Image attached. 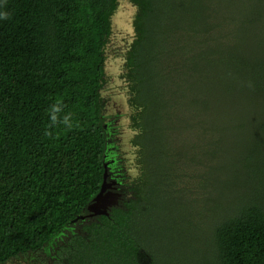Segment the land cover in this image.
I'll list each match as a JSON object with an SVG mask.
<instances>
[{"label":"trees","instance_id":"1","mask_svg":"<svg viewBox=\"0 0 264 264\" xmlns=\"http://www.w3.org/2000/svg\"><path fill=\"white\" fill-rule=\"evenodd\" d=\"M122 2L142 165L94 215L116 174L104 17ZM4 12L0 264H179L160 249L180 225L199 232L193 264H264V0H0Z\"/></svg>","mask_w":264,"mask_h":264},{"label":"rangeland","instance_id":"2","mask_svg":"<svg viewBox=\"0 0 264 264\" xmlns=\"http://www.w3.org/2000/svg\"><path fill=\"white\" fill-rule=\"evenodd\" d=\"M133 8L134 7L129 6L128 3L122 2L118 9L116 8L113 12L104 17L108 27L105 39L109 38L111 43L108 50V57L105 61L107 87L104 96L107 100V107L111 119L109 123V132L114 135V138L118 141V145L114 144L112 146L113 150L110 153L111 157H113L111 165L112 173H116L113 176L114 182L116 183L132 181L137 176L139 177L140 173L138 175V171L142 165L141 156L139 154L140 147L135 143V138L137 134H139L137 129L139 117H137L136 107L131 102L132 98L130 96V91L132 92V89L127 79L123 58V53L128 50L130 46L129 40L133 34V21L136 18L135 8ZM227 15L230 14L227 12ZM212 20L215 23L222 21L223 25L227 23V21L223 23L224 20L217 13L213 15ZM237 20L240 21L239 16L236 17V21ZM202 26L204 27L206 24L203 23ZM262 27L263 26L259 24L255 28L260 29ZM226 34H228V31ZM232 39H236V35ZM123 169L126 175L122 172ZM110 185L113 187V183ZM112 187L106 192L109 191L113 193V190L111 191ZM113 195L116 194L113 193ZM116 198H118L117 195ZM99 211L104 213L105 210L104 208H100ZM172 212L176 213L174 211ZM173 233L176 234L175 239L171 244L162 246L160 254L176 251L179 253V256H170L171 260L175 263H201L199 258H201L200 255L204 253V250H189L188 247L192 239L195 238L199 232H195V230L190 229L188 226L180 225L178 228L173 229ZM192 256H197V259H192ZM20 264H29V262Z\"/></svg>","mask_w":264,"mask_h":264},{"label":"water","instance_id":"3","mask_svg":"<svg viewBox=\"0 0 264 264\" xmlns=\"http://www.w3.org/2000/svg\"><path fill=\"white\" fill-rule=\"evenodd\" d=\"M105 128L109 132V129H110L109 124H107L105 126ZM108 157L109 156L107 155V158L106 159H109ZM106 167H108V165ZM108 176H109L108 170L106 169V171H105V182L103 184V187H102L100 193L98 194V196L96 197L95 203L90 207V211L94 215L106 214L107 213V208L117 202L116 195H113V193H111L109 191L106 192L109 188L112 187L110 185L111 183H108L106 181V179H107ZM112 183H113L112 189H114V187L116 186L117 183L116 182H112ZM112 189H111V191H112ZM100 208H104V210H105L104 213L99 211Z\"/></svg>","mask_w":264,"mask_h":264},{"label":"clouds","instance_id":"4","mask_svg":"<svg viewBox=\"0 0 264 264\" xmlns=\"http://www.w3.org/2000/svg\"><path fill=\"white\" fill-rule=\"evenodd\" d=\"M8 13L4 12V13H0V19H8ZM62 107L60 102H58L57 104L53 105L52 108L50 109V119H51V124L49 125V127H51L53 124H57L60 123V113L62 112ZM70 115H65L63 117V123L65 125L68 126V128L70 129L72 127L71 123H70ZM46 135H50V133L46 132Z\"/></svg>","mask_w":264,"mask_h":264},{"label":"flooded vegetation","instance_id":"5","mask_svg":"<svg viewBox=\"0 0 264 264\" xmlns=\"http://www.w3.org/2000/svg\"><path fill=\"white\" fill-rule=\"evenodd\" d=\"M108 158H109V160H112V159H113V157H111V154L109 155V157H108Z\"/></svg>","mask_w":264,"mask_h":264}]
</instances>
